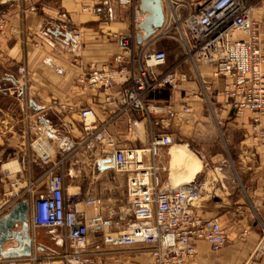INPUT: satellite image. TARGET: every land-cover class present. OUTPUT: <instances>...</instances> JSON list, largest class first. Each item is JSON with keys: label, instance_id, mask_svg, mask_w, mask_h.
Returning a JSON list of instances; mask_svg holds the SVG:
<instances>
[{"label": "crops", "instance_id": "1", "mask_svg": "<svg viewBox=\"0 0 264 264\" xmlns=\"http://www.w3.org/2000/svg\"><path fill=\"white\" fill-rule=\"evenodd\" d=\"M102 1L25 0L14 5L11 16L2 21L4 30L0 28V199L15 204L29 201L33 256L42 263L55 260L62 253L63 231L37 228L32 223L33 203L40 193L47 191L46 172L52 164L64 161L66 193L81 202L88 198L101 201L99 213L109 226L91 237L102 241L103 234L117 226L120 216L115 208L126 207L128 200L126 175L112 166H101L100 161L116 149L145 148L151 141V126L145 118L132 112L120 113L124 105L123 87L115 86L110 92L83 87L82 81L93 70L113 64L119 53L113 34L126 35L132 27V10H111ZM184 1L194 5L207 0ZM245 1L254 8L253 17L260 27L264 46V0ZM186 12L180 11L183 15ZM58 30L81 34L80 45L73 48L56 34ZM170 41L180 53L172 63L168 57L162 70L184 57L182 45ZM19 67L27 71L30 111L19 106L22 99ZM197 70L204 79L202 85H208L215 99L216 121L208 117L207 103L201 97L202 85L201 89L196 87V76L187 65L179 70L184 80L179 90L163 87L149 93L147 99L177 114L161 132L179 136L198 157L202 168L189 181L203 172L210 175L215 171L219 176L217 196L205 200L199 215L216 218L222 224L226 237L223 253L227 254L223 264H264V256L254 257L264 230V149L254 147L250 116L237 117L223 108L224 80L214 76V66L199 62ZM193 92L200 97L195 98ZM55 100L65 104L67 110L52 107ZM86 107L94 110V127L99 130L91 139L79 116V111ZM185 108H189V113H184ZM27 114L29 119L25 118ZM39 116H45L52 128L50 134L45 132L47 140L42 138L51 148L48 162H43L32 147L38 136L33 128ZM108 140L114 145L108 144ZM220 142L225 143L224 149L227 144L232 146L238 169L228 166ZM173 147L162 149L158 157L163 185L173 184L174 177L186 175L183 169L172 167ZM17 198L20 199L16 201ZM86 211L89 215L97 213L92 208ZM45 230L48 237H43ZM13 246L10 242L4 249ZM196 246L198 254L193 264H214L209 252H215L209 244L198 241ZM117 250L88 243L83 264H153L147 251L125 257L119 256Z\"/></svg>", "mask_w": 264, "mask_h": 264}, {"label": "built area", "instance_id": "2", "mask_svg": "<svg viewBox=\"0 0 264 264\" xmlns=\"http://www.w3.org/2000/svg\"><path fill=\"white\" fill-rule=\"evenodd\" d=\"M165 12L164 26L148 41L139 45L137 36L145 14L140 0H103L111 10H132V27L128 34H113L119 53L113 64L101 70H93L83 81L84 89L110 92L115 86L123 87L122 113H136L151 126V141L145 148H119L106 153L104 159L114 160L113 168L127 177V200L133 222L123 231L104 233L103 244L110 249L146 250L153 264H193L198 249L196 242L209 244L213 252H219L226 244L221 222L199 215L207 198L217 196L219 176L205 172L190 182L161 184L158 157L164 148L173 144V137L161 132L170 126L169 119L177 114L150 102L149 93L163 87L179 90L183 80L179 70L189 64L198 74L197 62L214 66V76L224 80V109L237 117L250 116L252 140L255 148L264 149V46L260 27L253 17V6L245 0H207L188 5L184 0H162ZM186 9V14L180 11ZM65 17V16H64ZM16 33V32H15ZM73 48L80 45L82 35L69 30ZM180 43L184 57L168 69V55L157 50L161 40ZM20 103L22 110H31L28 94V78L25 67L18 68ZM1 89V88H0ZM207 86L202 92L207 96ZM2 90V89H1ZM195 98L199 94L193 92ZM52 107L67 110V106L53 101ZM70 110H73L70 108ZM189 113V108L184 109ZM83 129L93 138L99 130L94 127L95 112L86 107L79 111ZM25 118H30L27 114ZM33 130L38 134L32 147L43 162L51 153H40L35 143L50 134L51 126L45 116L36 118ZM43 130V131H41ZM132 128L129 131L132 132ZM41 132V134H39ZM44 132V133H43ZM47 140V139H46ZM108 144L114 145L111 140ZM112 166V164H106ZM2 166L0 164V171ZM47 191L40 193L33 203L32 223L37 228L62 230V253L55 260L42 263L35 256L5 259L0 264H83L84 252L91 236H96L109 223L99 213L101 201L88 198L81 202L65 190L64 161L52 164L46 172ZM29 192L32 191L30 187ZM20 198H17L18 201ZM9 199L0 202V218L15 206ZM86 208L97 213L89 215ZM247 236V232L244 233ZM264 256L263 238L254 257Z\"/></svg>", "mask_w": 264, "mask_h": 264}, {"label": "water", "instance_id": "3", "mask_svg": "<svg viewBox=\"0 0 264 264\" xmlns=\"http://www.w3.org/2000/svg\"><path fill=\"white\" fill-rule=\"evenodd\" d=\"M141 11L145 18L139 29L142 32L137 36L139 45L151 39L165 24V12L162 0H140ZM62 36L66 42L72 40L70 33L59 30L56 34ZM112 164L114 160L104 159L100 161L101 166ZM30 204L23 200L16 204L9 213L0 218V257L5 259L29 258L33 255V239L30 235L29 226ZM15 246L4 249L8 243Z\"/></svg>", "mask_w": 264, "mask_h": 264}, {"label": "rangeland", "instance_id": "4", "mask_svg": "<svg viewBox=\"0 0 264 264\" xmlns=\"http://www.w3.org/2000/svg\"><path fill=\"white\" fill-rule=\"evenodd\" d=\"M24 1L25 0H0V28H1V30H4V25L2 24V21L11 16V13L15 7L14 5L22 4V3H24ZM81 41H82V39H81ZM156 49L166 51L171 63L174 62L177 55L180 53V49L175 44H173L170 40H167V39L159 41L156 44ZM199 62H197V64ZM186 65L190 68L192 75L196 76L195 77L196 78V81H195L196 87L198 86L199 89H201V85H202L204 79L199 77V75L196 72H194L193 69H191L189 64H186ZM204 86L206 87L208 85L204 84ZM210 92L211 91H209V89H207V96L203 95V93H202L201 97L207 103L206 106H207L208 117L210 119H212L213 121H216V119H218V118H217V113H216L215 99L213 98V96L211 95ZM36 139H37V137L35 138V140ZM38 141L41 144L46 143V147L49 150V147H48L49 144L44 139H40ZM38 141H37V143H38ZM220 143L222 144L223 149H224L223 144H225V143H223V142H220ZM171 147H173V149L180 147V148H182V154L183 155L187 156V153H191L196 158V160L199 161L198 157L185 144H183V141L179 136H173V144ZM35 148L37 149L36 143H35ZM224 152H226L225 154L227 156L228 166L232 169H234V168L238 169L239 164H238V161H237V159L233 153V148H232V146H230V144H227V148L224 149ZM210 176H211V179L214 180L215 177L212 175V173L210 174ZM182 181L183 180L178 181V183H175V185L180 184ZM1 201L2 200L0 199V202ZM115 209H116V213H118V216H120L121 219H120V217H118V220L116 222L117 226L114 227L113 229H111V231H110L111 233L123 231L124 228H126V226H128L130 223L133 222V218L131 216L130 209H129V203H127V206L122 208V209H119V208H115ZM119 220H121V221H119ZM122 220H124V221H122ZM107 233H109V232H107ZM48 236H49V232L47 230L43 231V237H48ZM101 242L102 241L99 237H90L89 238V245H94V246H96L98 244L101 245V244H103ZM103 247L105 249H108L104 244H103ZM144 251H146V250H138L135 252L133 250L118 249L117 254L119 256L130 257L131 255H134L135 253H142V252L144 253ZM59 255H61V253ZM226 256H227V254L223 253V249L220 250L219 252H216V253L209 252V258H210V260H212L214 262V264H218V263L223 264V260L225 259ZM195 261H196V259H195Z\"/></svg>", "mask_w": 264, "mask_h": 264}, {"label": "bare ground", "instance_id": "5", "mask_svg": "<svg viewBox=\"0 0 264 264\" xmlns=\"http://www.w3.org/2000/svg\"><path fill=\"white\" fill-rule=\"evenodd\" d=\"M36 147L40 153H43L45 151L51 153V148L48 145V150L46 147V143L41 144L38 141V143L36 142ZM172 167L173 169H180V171L181 169H183L186 172V175L182 176L181 178H179L178 176L174 177V185L180 180H183L182 182H190L189 180L193 177V175L202 168L200 162L196 160V158L191 153H187V156L183 155L182 148L180 147L174 149L172 152Z\"/></svg>", "mask_w": 264, "mask_h": 264}]
</instances>
